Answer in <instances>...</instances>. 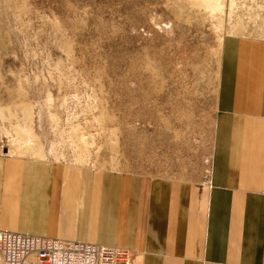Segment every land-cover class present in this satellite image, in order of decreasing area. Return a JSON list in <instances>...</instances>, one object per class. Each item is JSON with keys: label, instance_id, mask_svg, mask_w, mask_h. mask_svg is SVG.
I'll list each match as a JSON object with an SVG mask.
<instances>
[{"label": "rangeland", "instance_id": "rangeland-1", "mask_svg": "<svg viewBox=\"0 0 264 264\" xmlns=\"http://www.w3.org/2000/svg\"><path fill=\"white\" fill-rule=\"evenodd\" d=\"M239 36L264 0H0V152L205 179Z\"/></svg>", "mask_w": 264, "mask_h": 264}, {"label": "crops", "instance_id": "crops-1", "mask_svg": "<svg viewBox=\"0 0 264 264\" xmlns=\"http://www.w3.org/2000/svg\"><path fill=\"white\" fill-rule=\"evenodd\" d=\"M0 231L124 249L131 264H264V38L227 41L205 179L0 152Z\"/></svg>", "mask_w": 264, "mask_h": 264}, {"label": "built area", "instance_id": "built-area-1", "mask_svg": "<svg viewBox=\"0 0 264 264\" xmlns=\"http://www.w3.org/2000/svg\"><path fill=\"white\" fill-rule=\"evenodd\" d=\"M1 264H131L124 249L0 231Z\"/></svg>", "mask_w": 264, "mask_h": 264}]
</instances>
